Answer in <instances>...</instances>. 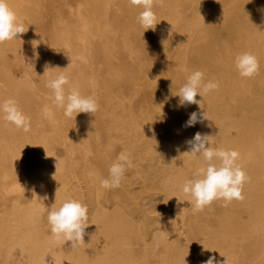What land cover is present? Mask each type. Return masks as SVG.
I'll return each mask as SVG.
<instances>
[{
	"label": "bare ground",
	"instance_id": "6f19581e",
	"mask_svg": "<svg viewBox=\"0 0 264 264\" xmlns=\"http://www.w3.org/2000/svg\"><path fill=\"white\" fill-rule=\"evenodd\" d=\"M8 3L26 32L0 44V102L16 100L31 128L0 119V264H264V0H157L146 31L129 0ZM242 52L259 60L253 78L235 69ZM196 70L219 88L179 107ZM61 72L97 99L93 116L69 119L53 103L46 84ZM192 112L207 119L186 126ZM197 132L240 153L242 201L203 211L187 201L182 186L204 166L186 153ZM121 153L125 179L105 190ZM69 198L89 210L77 248L47 222Z\"/></svg>",
	"mask_w": 264,
	"mask_h": 264
},
{
	"label": "clouds",
	"instance_id": "9594fccd",
	"mask_svg": "<svg viewBox=\"0 0 264 264\" xmlns=\"http://www.w3.org/2000/svg\"><path fill=\"white\" fill-rule=\"evenodd\" d=\"M159 2L162 3L163 0H159ZM129 3L142 9L137 16L140 26L145 31L155 30L158 23L153 8L157 0H129ZM25 32L24 25L18 21L8 0H0V44L17 39ZM234 66L242 78H253L260 71L259 60L251 52H242L236 55ZM45 69L55 68L45 65ZM204 76L203 71L196 70L186 77V82L176 94L179 97V107L191 104L201 106V101L196 99L197 95L203 98L219 88L218 81L205 82ZM46 87L52 92L53 103L57 108L63 110V115L66 118L75 119L81 113L93 116L99 110L97 99L90 95H83L79 87L72 85L68 76L63 72L50 79ZM45 115H51V113L45 110ZM204 118H206L204 112L199 116L197 112H192L186 121V126H194L197 122H202ZM0 119L14 125L18 130L30 131L31 118L25 115L14 99L0 102ZM210 137L197 132L192 139L186 141L189 148L186 153L198 156L204 165L196 169L192 178L187 179L182 186L183 193L189 197L187 201L196 211H203L216 200H223L225 207L233 200L242 201L244 199V184L250 181V177L237 162L240 153L234 149L212 147ZM127 162V155L119 154L108 169V177L101 179L100 186L105 190L120 188L125 179ZM178 202L180 201L178 200ZM88 211L86 204L74 198L65 200L59 207L51 208L47 215L51 234L64 243L71 242V248H77L84 244V238L88 235L86 232L89 225ZM203 264H222V262L215 256H210ZM223 264H226V261Z\"/></svg>",
	"mask_w": 264,
	"mask_h": 264
},
{
	"label": "rangeland",
	"instance_id": "374dc122",
	"mask_svg": "<svg viewBox=\"0 0 264 264\" xmlns=\"http://www.w3.org/2000/svg\"><path fill=\"white\" fill-rule=\"evenodd\" d=\"M194 39H196V38H194ZM199 40H200V39H199ZM226 117H227V116L222 117L221 120H225ZM111 149H112V148H111ZM113 149H114V148H113ZM71 170H73V169H71ZM83 179H84V178H83ZM83 179H82V180H83ZM49 195H51V193L49 194V193H47V192H43V194H41V197H42V205H43V206L46 205V207H45L46 209L50 208V205H51V201H50V199L48 198ZM43 196H44V197H43ZM158 226H159V225H158ZM60 242H61V241H59L58 243L60 244ZM61 244L63 245L64 242L62 241ZM61 244H60V245H61Z\"/></svg>",
	"mask_w": 264,
	"mask_h": 264
}]
</instances>
